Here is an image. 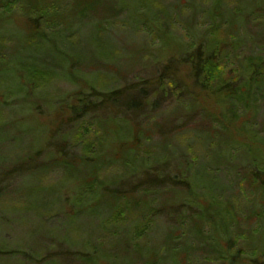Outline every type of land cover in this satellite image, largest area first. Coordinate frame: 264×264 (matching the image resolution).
<instances>
[{
	"label": "trees",
	"instance_id": "1",
	"mask_svg": "<svg viewBox=\"0 0 264 264\" xmlns=\"http://www.w3.org/2000/svg\"><path fill=\"white\" fill-rule=\"evenodd\" d=\"M105 1L70 0L66 8L59 9L55 0H22L20 12L25 15L27 26L24 25V28L27 29L25 33L22 28L20 31L16 29L15 33H18L20 38L21 34L24 35L26 42L22 48L25 51L15 56L9 66H3L4 62H1L6 58L8 60L13 54L12 51L2 55L0 82L11 91H18L19 103L15 106V112L26 111L25 115H30V111L33 112L32 109L39 103L44 104L46 109L55 105L58 124L47 131L33 119L35 125L41 128L40 133L34 135L30 141L26 138L19 140V143H23L22 146L12 149L11 154L1 153L4 155L3 159H0V197L7 191H12L23 197L28 209L40 208L42 205L50 209L53 207V211H59L63 216L60 219L63 232L53 235L52 231L32 229V239L25 242V247L15 244L11 249H4L0 238V255L14 253L20 260L28 261L29 264H80L81 260L87 257L86 251L91 250L93 257L99 260L98 263L131 264L133 259L139 258L141 264H179L178 259L174 257L176 252L186 254L196 248L197 243H201V250L226 260L228 264H264V210L260 207H264V156L260 149L252 147L248 141L240 143V149H210L208 165L212 167L222 163L231 174V180L227 183L204 174L200 168L201 163L192 165L191 160L182 152L167 151L165 155L152 152L147 157L138 153L143 144L152 141L151 134L147 132L148 128L157 131L165 126L163 129L167 131L162 132L158 147L163 146L166 149L165 139L171 131L177 130L175 127H180L176 126L179 122L174 124L171 120L162 121L164 123L151 121L146 127L141 124L142 121H147L149 114L158 110L162 101L170 95L177 101L175 108H178L180 119L188 120L200 110L199 115L204 116L203 118L219 122L224 134L228 131V123L240 119L246 111L254 110L252 94H264V56L249 55L235 68L220 71L218 69L223 66L226 44L233 48L234 44L244 40V35H232L230 30L237 27L238 23L241 25L240 20L243 21L242 13L245 8L252 7L249 8L245 2L243 11L241 8L236 11L221 9V0H209L203 11V15L209 18V26L198 31V35L187 32L188 39L182 41L170 35L166 24L163 23L158 30L156 49L153 50L169 47L175 50V55L154 66L152 77L135 79L136 82L122 81L119 85L105 87L99 91L93 86L97 79L96 71H99L100 67L113 68L115 56L112 43L109 40V46L102 47L105 58L103 60H107L104 63L109 65L98 62L96 65L79 67L69 61L76 44L69 43L64 32H68L73 25L86 18L88 22L83 21L87 22L89 29L85 34L96 36L102 31L103 19L109 18V14L116 15L123 5H127L126 14L131 23L151 15L148 5H143L140 13H137L140 0H109L112 6L107 5ZM83 2L97 4L89 10L93 18L87 17L89 14H78L77 8ZM2 6L4 2L0 0V7ZM194 11L195 9H191L192 13ZM214 17L216 21L212 20ZM221 24H224L225 29L222 37L216 40L221 44L215 45L216 33L213 32H217ZM9 28V25L0 21V34L11 37L9 41L12 43L15 33ZM130 50L127 58L134 57V51ZM183 63L190 69V87L208 89L214 95L219 94L221 111L216 113L196 104V96L191 94L184 81L185 74L180 67ZM39 74L47 79L53 76V82L65 80L74 88L67 93L58 94L41 87L35 89L30 96L21 87V80L33 87ZM55 84L51 86L54 87ZM63 112L68 113L66 117ZM82 116H88L99 130L100 139L96 140L95 147L99 153L88 155L86 152L76 153L73 150L81 144V149H84L85 138L81 135L76 141L79 145L72 143V136L68 138L69 131H74L76 120ZM13 117L16 115L9 117L3 125L11 123ZM31 117L33 118L32 115ZM68 127L72 128L68 131ZM254 131L255 129H251L253 133H249L248 140L260 138L254 135ZM75 133L78 134V130ZM109 140L115 142L116 146L107 147ZM106 141L107 144L104 143ZM228 141L235 143L237 139L230 138ZM85 149H88V146ZM106 149V154H103ZM116 161L120 166L118 172L103 177L96 175L104 165ZM49 167H59L62 177L53 185H42L37 182L36 177L39 172L43 173ZM83 186H93L94 189L92 194H85L80 200L76 196ZM61 187L67 188L69 198L57 193ZM232 188L236 189V192L244 191L243 194L247 192L249 201L243 216L254 217L257 223L244 234L237 231L239 236H243V244L248 246V250L242 253H234L228 249L233 245L230 237L231 226H234L235 221L233 212L228 209L229 200L225 199L228 197H225L224 190H229L228 196L233 194ZM158 196H161V199ZM65 205L66 211L63 210ZM131 212L137 214V221L130 224L131 229L120 231L121 225L112 221L121 216L126 217ZM155 212L164 214V219H168V225L173 228H167L161 235L158 256L152 240L150 243L144 240L140 243L141 237L144 235L146 238L148 234L142 230ZM80 213L97 218L94 229L112 233L115 246L111 252H106L101 239L93 242L90 248H79L82 243L78 237L70 234V230H73ZM203 222L207 223L205 230ZM58 225L61 226L60 223ZM108 227L109 229H106ZM174 229H177L183 238L176 249L171 247L175 238ZM34 232L37 234L33 235ZM89 233L92 232L88 231L87 234ZM187 238L196 245L188 243ZM35 239L41 243L40 247L34 246Z\"/></svg>",
	"mask_w": 264,
	"mask_h": 264
},
{
	"label": "rangeland",
	"instance_id": "2",
	"mask_svg": "<svg viewBox=\"0 0 264 264\" xmlns=\"http://www.w3.org/2000/svg\"><path fill=\"white\" fill-rule=\"evenodd\" d=\"M3 2L4 6L0 7V21L5 25H9V29L14 33L16 29L20 31L21 28L25 33L27 29V27L24 28V25H26V18L25 15L20 12L22 0H3ZM55 2L57 8L59 7L60 9L63 7L66 8L70 0H55ZM105 2L107 5H111L109 0ZM208 2L209 0H140L138 2L137 13H140L143 5H148L151 10V15L147 16L145 19L143 18L144 20H138L136 23L128 21L129 17L126 14V12H128L127 5H123L116 15L109 14V18L103 19L101 24L102 31L98 32L99 34L96 36L85 34L89 28L87 25L88 19L84 18L83 20L87 22L81 20L78 24L73 25L68 32H64L67 36V41L73 45L76 44L69 57V61L79 67L81 65H96L98 62L105 65L106 63L104 62L107 60H103L105 58H103L104 49L102 47H105L103 45L109 46L110 40L113 47L112 52L115 56V62L113 68L109 67V69H102V67H100L99 71H96L97 79L93 83L95 89L97 88V90L101 91L100 89L105 87L110 88L119 85L122 81L123 83H127L146 76L152 77L155 70L154 66L162 64L166 61L167 57L175 55V50H172V48L169 49V47H166V49L159 48L158 51L153 50L156 47L159 35L158 30L161 25H163V23L166 24L165 26L170 32V35L176 36L180 41L188 39V33L198 35V31L209 26V18L203 15V11L207 7ZM245 2L249 8H252L248 9L246 7L245 11L242 13L244 16L243 21L240 20L241 25L238 23L237 27H232L230 30L232 35L235 34L238 37L244 35V40H241L238 44H234L233 48H231L228 43L226 44L223 66L218 68L219 71L226 70L230 67L235 68V66L242 63L246 56L254 54L264 56V0H221L220 8H227L234 11L241 8L243 11ZM94 6H97L95 2H83L79 4L77 12L82 15L89 14L87 17H91L92 15L89 10ZM191 9H195L194 13L191 12ZM93 17L94 16L91 18ZM137 17L138 16H136V18ZM212 20L216 21V17ZM223 29H225V26L221 24L217 28V32H213V34L216 33V39H213L215 45H217V43L219 45L221 44V42L219 43L216 40L222 37ZM9 38L11 37L0 34V58L10 51L13 53L8 60L6 58L2 62L0 61L1 63L4 62L3 66H9L15 56L17 57L25 51L22 48L24 47V42H26L24 35L21 34L20 38L18 33H15L12 43L9 41ZM129 50L134 51L133 58H127L126 55H128ZM230 55L231 57H229ZM180 67L185 74L184 81H186L187 89L193 96H196V98L193 97L196 104L200 107L204 106L207 110H213L216 113L221 111V101L218 100L220 95H214V93L208 89L190 87V69L187 67V64L184 63L181 64ZM82 74H84V72ZM7 75L10 77V72H8ZM53 79V76H49L47 79L44 75L39 74L34 80L35 86L30 87L21 80V87L24 88L30 96H32L35 89L41 87H44V89L48 91L51 89L54 93L57 92L58 94H61V92L67 93L68 90L74 88L72 84L65 80H55L56 82H53ZM262 81H264V79H262ZM54 83H56L54 86L56 89L51 86V84ZM80 90H82V88H80ZM252 97H254V100H252V104L255 106L254 110L246 111V114L241 116L240 119L238 118V120L228 123V131L224 134L221 131V124L214 119L209 120L208 118H203L204 116L199 115L200 110L188 120L180 119L178 108H175L177 101L174 96L170 95L162 101L158 110L151 112L148 116V120L142 121L141 124L143 127H146L151 121L164 123L162 121L171 120L174 124L179 122L176 126L180 125V127H175L177 130L171 131L168 138L165 139L166 149L163 146L158 147L162 132L167 131L163 129L165 126L157 131L148 128L147 132L149 131L151 134L152 141L143 144L140 149H138L139 155L141 154L147 157L152 152H156L159 155H165L167 151H173L174 153L182 152L191 160L192 165L201 163V171L210 176V178H218L222 183L230 182L231 174L226 171L222 163H218L212 167L208 165L207 159L209 151L210 149H240V143L248 141L252 147L260 149V152L264 156V94L261 96L252 94ZM185 100H190V98H185ZM18 103V91H11L3 82H0V125H2L0 127L1 160L3 159L2 155H4L1 153L11 154L12 149L14 150L17 149V146H22L23 143H19V140L26 138L30 141L34 135L40 133L41 128L35 125L34 120L40 126L45 127L47 131L58 124L57 106L53 105L51 108L46 109L44 104L39 103L34 106L35 111L33 108V112L30 111V115H25L26 111L17 110L15 112L14 109ZM157 112H159V114H157ZM67 114V112H63V116L66 117ZM249 114L252 115L247 118ZM15 115L16 117L11 119V123H8L6 126L3 125L9 117ZM181 120L182 122L180 123ZM141 124L139 126H141ZM70 128L72 127H68V131ZM74 128V131H69L70 133L68 134V138L70 136L73 137L72 143L79 145V143L76 142L79 135L85 139L83 141L84 149H81V144L77 149L73 150L76 151V153L83 151L88 155L94 152L99 153V150L95 149V147L97 144L96 140L100 139V133L94 122L90 121L88 116H82L76 120ZM251 129H255L254 135L260 137L258 140L254 138L248 140L249 133H253ZM76 130H78V134L75 133ZM235 137L237 142L233 143L228 141L230 138ZM104 143L107 144V141ZM86 146H88V149H85ZM114 146H116V143L109 140V146L107 147ZM104 151L106 152L107 149L103 150V154H106ZM119 170L120 166L118 161H116L110 165H104L102 169L96 172V175L98 177L110 176L113 175L112 173L118 172ZM61 177L62 171L59 167H49L45 172H39L36 180L42 185L48 186L58 182ZM66 189L67 188L61 187L57 193L61 196L67 195L69 198L70 193L66 191ZM93 189V186H83L80 188L79 195L76 197H79L81 200L83 195L92 194ZM236 189H233V194L230 193L228 196L229 190H224V194H226L225 197H228L225 199L229 200L228 209L233 212L235 221L233 224L234 226H231L232 234L230 237L233 245L228 249L230 251L232 250L234 253H242L248 250V248H246L248 246L247 244H243L245 243L242 241L243 236H239L237 231L244 234L247 230L257 225V223L254 217L245 218L243 216L247 208L246 203L249 201V196L247 192L243 194L244 191L241 190L236 192ZM216 193L218 194L219 191ZM160 197L161 196H158V198ZM63 207V210L66 211L67 206L65 205ZM260 207L264 210V207ZM158 212L154 213V216L149 219L142 230L148 232L147 237L145 238L143 235L145 234L144 232L142 234L143 237L140 239V243H143V240L149 241L150 243V240H152L153 246L156 247L157 256L161 248V235L167 228H172V226L168 225L170 221L164 219L165 215ZM61 218H63L61 212L53 211V207L50 209V207L42 205L40 208L28 209L21 195L14 194L12 191H7L0 197V238H2L4 249H11L15 247V244L25 247V242L31 241L32 239V229H42L43 232L52 231L53 235H57V232L59 234L62 233L63 225L60 220ZM137 219V214L131 212L127 214L126 217L121 216L117 218L116 221L112 222L119 223V225H121L119 227L121 229L120 231H122L131 229L132 227H130V224L137 221ZM59 223L61 226L58 225ZM96 223L97 218L95 216L80 213L75 221L73 230H70V234L79 238L82 243V245H79V248L82 250L90 248L93 242H97V240L101 239L104 243V248L107 249L106 252H111L115 246L112 233L94 229ZM206 225L207 223L203 222V230H205ZM182 227H184V225ZM106 229H109V227ZM88 231L92 233L87 234ZM173 231L175 238L172 240L171 247L172 249H176L180 244L179 241L182 242L183 238H181V234H179L177 229ZM36 234L37 232L33 233V235ZM186 241L193 244L190 238H187ZM33 242L35 243V247L41 246V243L36 239ZM199 245L202 244L197 243L196 248H192L186 254L176 252L174 257L178 259L179 264H228L226 260L216 257L214 254H207L204 250L200 249ZM86 252L87 257L81 260L80 264H107L106 262L98 263L99 260L97 261V259L93 257L91 250ZM140 262L141 259L135 258L131 261V264H141ZM0 264H29V262L20 260L19 256L14 253H5L0 255Z\"/></svg>",
	"mask_w": 264,
	"mask_h": 264
}]
</instances>
